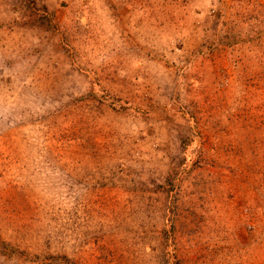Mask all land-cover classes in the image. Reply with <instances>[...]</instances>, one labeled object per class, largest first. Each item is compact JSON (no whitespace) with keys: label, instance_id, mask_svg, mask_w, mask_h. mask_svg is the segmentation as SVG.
Returning <instances> with one entry per match:
<instances>
[{"label":"rangeland","instance_id":"obj_1","mask_svg":"<svg viewBox=\"0 0 264 264\" xmlns=\"http://www.w3.org/2000/svg\"><path fill=\"white\" fill-rule=\"evenodd\" d=\"M0 264H264V0H0Z\"/></svg>","mask_w":264,"mask_h":264}]
</instances>
